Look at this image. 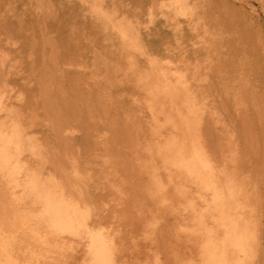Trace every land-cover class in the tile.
Segmentation results:
<instances>
[{"label": "bare ground", "instance_id": "1", "mask_svg": "<svg viewBox=\"0 0 264 264\" xmlns=\"http://www.w3.org/2000/svg\"><path fill=\"white\" fill-rule=\"evenodd\" d=\"M256 1L0 0V264H264Z\"/></svg>", "mask_w": 264, "mask_h": 264}, {"label": "rangeland", "instance_id": "2", "mask_svg": "<svg viewBox=\"0 0 264 264\" xmlns=\"http://www.w3.org/2000/svg\"><path fill=\"white\" fill-rule=\"evenodd\" d=\"M256 1V0H254ZM256 5L259 7V9L261 10V20H262V23H263V27H264V10L262 9L263 8V5L261 4V2L259 3V0H257L256 2ZM262 52H264V50L262 49ZM255 74V76L257 77V79L261 80L262 82H264V66L262 67V65H257L256 68H255V72H253ZM255 119H254V123H258V120L259 118H257V115H254Z\"/></svg>", "mask_w": 264, "mask_h": 264}]
</instances>
